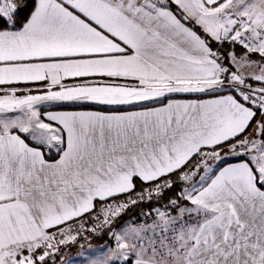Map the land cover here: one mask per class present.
<instances>
[{
	"label": "snow or ice",
	"instance_id": "1",
	"mask_svg": "<svg viewBox=\"0 0 264 264\" xmlns=\"http://www.w3.org/2000/svg\"><path fill=\"white\" fill-rule=\"evenodd\" d=\"M0 264H264V0H0Z\"/></svg>",
	"mask_w": 264,
	"mask_h": 264
}]
</instances>
